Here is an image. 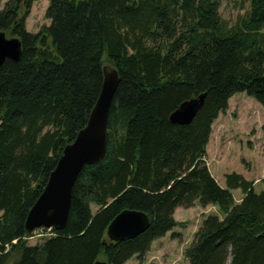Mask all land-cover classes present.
<instances>
[{"label":"trees","instance_id":"trees-1","mask_svg":"<svg viewBox=\"0 0 264 264\" xmlns=\"http://www.w3.org/2000/svg\"><path fill=\"white\" fill-rule=\"evenodd\" d=\"M38 1L9 0L0 11V33L22 45L0 67V264L142 261L178 227L175 210L197 202L221 214L202 221L188 264H264V191L235 173L220 186L205 162L212 126L235 94L264 110V0H248L233 24L219 0H47L49 26L31 34ZM105 66L119 76L105 157L79 174L64 229L29 246L27 215L85 128ZM202 94L191 124L170 123ZM125 210L144 213L149 227L113 243L107 228Z\"/></svg>","mask_w":264,"mask_h":264},{"label":"rangeland","instance_id":"rangeland-1","mask_svg":"<svg viewBox=\"0 0 264 264\" xmlns=\"http://www.w3.org/2000/svg\"><path fill=\"white\" fill-rule=\"evenodd\" d=\"M9 0H0V11ZM219 13L223 20L233 24L237 17L248 9V0H219ZM48 1L35 2L26 22L28 33H37L41 27L49 26L46 19ZM264 110L253 99L245 94H235L228 104V110L219 116L212 126V134L207 146L205 162L211 175L224 186V176L235 173L254 183L255 193L264 191L261 180L264 178ZM236 202L243 195L240 191L234 194ZM216 207L208 209L197 202L194 208H178L176 218L180 226L174 228L165 239L152 245L148 261L150 264H188L184 252L190 246L195 232L202 221L209 216H220ZM180 233V234H178ZM174 234H178L173 236ZM47 236L41 231L28 240L34 246ZM172 237V238H171ZM146 264V262L144 263Z\"/></svg>","mask_w":264,"mask_h":264},{"label":"water","instance_id":"water-1","mask_svg":"<svg viewBox=\"0 0 264 264\" xmlns=\"http://www.w3.org/2000/svg\"><path fill=\"white\" fill-rule=\"evenodd\" d=\"M21 41L6 38L0 33V67L6 60L17 61L21 56ZM117 70L103 68V84L98 100L88 122L73 143L67 145L47 185L29 211L25 230L28 234L39 229L63 230L70 211L71 195L79 174L85 166L99 163L107 150V128L109 112L118 89ZM205 94L182 103L169 115L170 123L179 126L191 124L203 106ZM149 227L148 217L141 212L125 210L117 215L107 228V238L113 243L132 240ZM95 264H107L97 261Z\"/></svg>","mask_w":264,"mask_h":264},{"label":"crops","instance_id":"crops-1","mask_svg":"<svg viewBox=\"0 0 264 264\" xmlns=\"http://www.w3.org/2000/svg\"><path fill=\"white\" fill-rule=\"evenodd\" d=\"M214 125V124H213ZM208 151V150H207ZM246 179V178H245ZM247 180V179H246ZM236 191H239V190H235V191H232V194H234ZM234 196V195H233ZM194 208V207H193ZM209 207H207L206 209H208ZM203 209V208H202ZM177 212H178V209H176L175 210V214H174V217H176V215H177ZM175 221H176V223H178L179 225L178 226H180V224L181 223H179V221L175 218ZM170 233V232H169ZM168 233V234H169ZM168 234H166V236L164 237V238H162V239H165L166 237H167V235ZM178 234H180V233H178ZM178 234H174L173 236H175V235H178ZM172 238V237H171ZM161 240V239H160ZM158 241V240H157ZM156 242V241H155ZM154 244V243H153ZM152 244V245H153ZM152 247V246H151ZM150 252V251H149ZM149 252L146 254V256L143 258V260L142 261H140V260H137L136 258H134V259H132L131 261H129L127 264H144L145 262H146V264H150V261H148L149 259H148V255H149Z\"/></svg>","mask_w":264,"mask_h":264},{"label":"built area","instance_id":"built-area-1","mask_svg":"<svg viewBox=\"0 0 264 264\" xmlns=\"http://www.w3.org/2000/svg\"><path fill=\"white\" fill-rule=\"evenodd\" d=\"M37 231H41L42 233H45L47 236H51L52 234V229H46V231L44 232L43 229L41 230H37ZM35 234V233H34Z\"/></svg>","mask_w":264,"mask_h":264}]
</instances>
